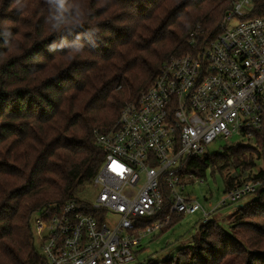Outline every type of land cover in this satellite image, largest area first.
<instances>
[{"label":"trees","instance_id":"trees-1","mask_svg":"<svg viewBox=\"0 0 264 264\" xmlns=\"http://www.w3.org/2000/svg\"><path fill=\"white\" fill-rule=\"evenodd\" d=\"M231 2L68 0L79 20L55 26L46 0H0V264H46L31 223L38 212L76 201L95 215L80 193L93 188L105 159L96 132L112 129L171 57L211 42ZM210 168L222 175L225 193L260 183L255 199L236 207L251 218L235 228L264 239V127L247 144L190 158L182 176L194 178L181 182L191 185ZM211 229L220 233L213 244ZM228 233L212 220L202 223L200 235L166 261L264 264V250L224 239Z\"/></svg>","mask_w":264,"mask_h":264},{"label":"built area","instance_id":"built-area-1","mask_svg":"<svg viewBox=\"0 0 264 264\" xmlns=\"http://www.w3.org/2000/svg\"><path fill=\"white\" fill-rule=\"evenodd\" d=\"M262 2L232 0L211 42L171 57L117 124L96 132L105 159L93 183L95 215L70 201L32 219L46 264H132L143 237L160 233L173 216L202 211L208 223L221 207L255 194L258 181L235 187L206 212L181 181L194 178L182 176L188 160L215 141L238 136L245 144L264 127Z\"/></svg>","mask_w":264,"mask_h":264},{"label":"rangeland","instance_id":"rangeland-1","mask_svg":"<svg viewBox=\"0 0 264 264\" xmlns=\"http://www.w3.org/2000/svg\"><path fill=\"white\" fill-rule=\"evenodd\" d=\"M246 142L248 143V141ZM237 144H243L238 136L227 142L217 140L206 148V153L204 155L213 156L220 154L226 147H233ZM260 167L261 164L258 163L256 171H258ZM232 173H234V171H232ZM202 180L203 183H200L199 181L188 186L186 192L193 200L199 202L206 212H210L225 198L226 189L224 179L218 172L213 174V171L210 168L206 171V175ZM96 194L97 192L95 189L91 187H86L80 193L82 198L87 200L89 203L93 202ZM254 199L255 197L253 196H247L237 205L221 207L220 210L212 217V222L215 224L219 223L223 229L229 230V233L226 235L228 237L224 236V239H234L239 244L243 243L242 245L247 249L263 251L264 239H262L259 234L253 235L249 230L244 231L238 229L237 227L235 228L236 222L251 218L247 216L245 217L240 214V212L235 213L236 207H242V205L247 204ZM259 206L263 207L258 203L257 207ZM112 219L113 221L115 220L114 218ZM203 220L204 214L201 211L194 215H187L182 218H178L174 222L172 228L163 233L154 232L143 237L139 246L135 248V261L132 264H149L150 262L151 264H170V262L166 261L169 257H172L178 250L191 244L196 235H200L199 227L203 223ZM211 230L212 232L210 233H212L214 237L210 239V242L213 244L218 238L219 231L215 230L214 232L213 229ZM260 242H262L261 246L258 245ZM35 247L36 250L41 253L38 241H35ZM164 261H166V263Z\"/></svg>","mask_w":264,"mask_h":264},{"label":"clouds","instance_id":"clouds-1","mask_svg":"<svg viewBox=\"0 0 264 264\" xmlns=\"http://www.w3.org/2000/svg\"><path fill=\"white\" fill-rule=\"evenodd\" d=\"M46 3L54 10L53 18L58 22L55 26L79 20L81 13L77 10L76 15L71 16L73 5H70L68 0H46Z\"/></svg>","mask_w":264,"mask_h":264}]
</instances>
